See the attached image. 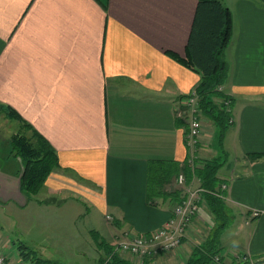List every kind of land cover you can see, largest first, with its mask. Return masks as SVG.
Listing matches in <instances>:
<instances>
[{"label": "crops", "instance_id": "obj_1", "mask_svg": "<svg viewBox=\"0 0 264 264\" xmlns=\"http://www.w3.org/2000/svg\"><path fill=\"white\" fill-rule=\"evenodd\" d=\"M197 2L0 0V106L13 109L56 152L58 167L40 193H63L66 186L78 194L72 199L89 202L109 223L100 232L111 245L124 232L150 233L171 215L174 202L146 201L149 161L194 156L201 163L222 162L217 178L227 184L230 221L220 237V255L225 264H250L244 256L261 264L264 3L221 0L232 15L223 91L233 101L224 149L214 152L207 134L215 125L207 119L197 144L185 142L182 99L200 75L169 54L185 55ZM9 140L0 135V150L9 148L13 156ZM20 168L0 164V199L26 205L36 198L20 192ZM176 177L165 190L180 191V198ZM190 186H199L198 178ZM68 199H59L60 206ZM203 212L177 250L153 253L145 264H184L214 225L207 207Z\"/></svg>", "mask_w": 264, "mask_h": 264}, {"label": "trees", "instance_id": "obj_2", "mask_svg": "<svg viewBox=\"0 0 264 264\" xmlns=\"http://www.w3.org/2000/svg\"><path fill=\"white\" fill-rule=\"evenodd\" d=\"M260 1L264 3V0ZM231 31L232 15L221 0H198L191 32L185 46V55L180 57L177 54L169 53L182 65L199 73L200 80L194 89L198 96V111L200 115L218 127L221 144L231 125V111H228L227 103L220 100L229 101L231 108L233 99L225 96L219 90L228 77L229 68L222 55L229 43ZM0 112L4 113L10 121L17 120L30 132V138L24 134L15 133L11 136L10 145L11 153L18 157L22 163L20 191L27 199H32V195L43 187L47 177L58 167L56 152L50 143L13 109L0 106ZM188 116L189 112L186 110L184 118L186 119ZM194 162L202 165L191 167L188 164V159L183 162L149 161L147 203L155 205L156 199L176 203L179 200L180 191L169 192L165 190V186L169 185L178 173L184 174L186 186L190 185L195 176L199 180V186L207 190L217 189L220 184L217 172L222 162L216 159L206 160L203 163ZM204 198L214 226L206 239L192 248L190 256L184 264H214L212 259L220 254V237L229 224L230 218L227 215L224 200L212 194L204 195ZM96 244L104 250L105 255V260H98V264H130L129 259H124L126 258L123 257L124 255L120 256L121 254L114 251L113 245L104 241ZM16 251L25 264H52L39 258L34 251L24 245L19 246ZM220 260L223 262L222 256Z\"/></svg>", "mask_w": 264, "mask_h": 264}, {"label": "rangeland", "instance_id": "obj_3", "mask_svg": "<svg viewBox=\"0 0 264 264\" xmlns=\"http://www.w3.org/2000/svg\"><path fill=\"white\" fill-rule=\"evenodd\" d=\"M224 54L225 50L222 57H224ZM220 91L225 96L232 98L223 89ZM220 101L227 103V109L231 111L229 101ZM204 119L207 118L199 115L201 126ZM201 130L199 131L200 134ZM15 133H21L30 138V132L20 122L17 120L10 121L5 117L4 113L0 112V135L3 138L11 139V136ZM207 135L208 147L213 149L214 152L224 149L217 126L212 127ZM13 156L10 154L9 148L5 151V147H1V165L6 166L9 163V166L13 164L21 166L17 174L20 190L22 163L18 157ZM13 158L16 160L14 161ZM194 179L197 178L194 176L191 181ZM56 183L57 180L55 179L53 184ZM67 183L68 181L65 180L64 185ZM42 188L36 194H33L31 198H36L37 200L46 199L45 202L32 199L31 201L27 200L29 202L25 205V203L0 199V249H3V254L12 262L23 264L24 260L20 259L18 251L14 249L24 245L34 251L39 258L52 264H98V260H105L104 250L100 249L96 244L100 241L107 242L106 240H108L100 232L101 228L104 227V223L106 225L109 224L105 221L104 215L85 200H81L82 204L79 201H75L78 194L71 193L66 186L64 189L67 191L52 193V195L47 196L40 193ZM63 196L69 199L66 200V203L62 202L63 204L60 206L59 199L63 198ZM72 197L75 198L72 199ZM213 226L212 224L211 227ZM108 241L109 243L111 242L110 240ZM151 255L152 253L147 257ZM145 259L132 257L129 261L130 264H145Z\"/></svg>", "mask_w": 264, "mask_h": 264}, {"label": "built area", "instance_id": "obj_4", "mask_svg": "<svg viewBox=\"0 0 264 264\" xmlns=\"http://www.w3.org/2000/svg\"><path fill=\"white\" fill-rule=\"evenodd\" d=\"M222 89L223 86H220L219 90ZM197 101L198 96L195 91L182 99V105L189 112L188 118H184L187 123L185 139L188 147L195 146L200 136L201 122L199 120L200 113ZM194 161L196 159L191 156L188 164L191 167L199 165ZM176 182L182 188V194L179 200L174 203L169 219L161 227L150 233L135 234L124 232L120 236L121 239L113 245L117 254H127L138 259H145L151 253H170L177 250L182 243V239L188 236L193 220L204 215L203 208L206 207L204 195L212 194L224 201L226 200V183H220L218 188L214 190H207L201 186H186L183 173L177 175ZM106 219L111 220L112 218L107 216ZM220 257V254L215 256L212 262L214 264H225L221 262ZM243 260L249 263H256V261L247 256H244ZM0 264H17V262H12L3 252H0Z\"/></svg>", "mask_w": 264, "mask_h": 264}]
</instances>
